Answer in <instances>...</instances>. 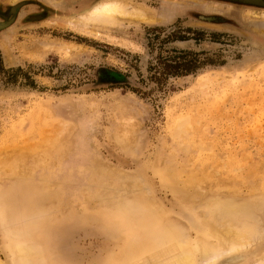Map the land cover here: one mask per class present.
<instances>
[{"label": "rangeland", "instance_id": "rangeland-1", "mask_svg": "<svg viewBox=\"0 0 264 264\" xmlns=\"http://www.w3.org/2000/svg\"><path fill=\"white\" fill-rule=\"evenodd\" d=\"M101 1L0 0V28L11 21L0 29V190L13 194L9 213L44 206L43 218L60 228L50 264H103L125 249L107 218L138 194L192 237L202 202L218 199L250 203L264 232V8L108 0L152 22L124 18L95 34L61 26ZM187 52L202 63L195 73L150 80L156 57ZM3 249L0 229V259L14 264Z\"/></svg>", "mask_w": 264, "mask_h": 264}, {"label": "bare ground", "instance_id": "bare-ground-1", "mask_svg": "<svg viewBox=\"0 0 264 264\" xmlns=\"http://www.w3.org/2000/svg\"><path fill=\"white\" fill-rule=\"evenodd\" d=\"M107 1L95 4L77 18L63 17L61 26L92 34L96 27L110 26L124 18L141 23L152 22L143 9L130 8L124 2ZM246 1L259 3L264 0ZM10 13L16 15L15 5ZM36 165H42V162ZM28 172L26 169L25 173ZM12 195L10 190H0L3 253L14 264H50L47 250L55 244L59 226L43 218V205L28 211H25L28 206L23 205L9 213L13 209ZM193 198L190 196L189 200ZM202 205L206 208L201 211V223L194 228L195 235L192 237L189 228L184 227L153 198L138 194L130 201L123 202L118 205V211L107 218V223L110 224L108 228L115 231L118 239L126 244V248L118 249V253L106 262L103 260V264H245L250 256L256 257L259 253L262 256L252 264H264V246L261 247L264 232L257 226L250 203L237 204L232 199H218L202 202ZM72 219L75 222V218ZM0 264L5 263L0 259Z\"/></svg>", "mask_w": 264, "mask_h": 264}, {"label": "trees", "instance_id": "trees-1", "mask_svg": "<svg viewBox=\"0 0 264 264\" xmlns=\"http://www.w3.org/2000/svg\"><path fill=\"white\" fill-rule=\"evenodd\" d=\"M177 40L186 41L188 38L184 37ZM155 59L156 63L151 65L148 71L152 73L150 80L154 81L157 85L162 84L169 77L186 76L191 73H195V71L199 69L202 64L198 55L189 52L167 58L156 57Z\"/></svg>", "mask_w": 264, "mask_h": 264}, {"label": "water", "instance_id": "water-1", "mask_svg": "<svg viewBox=\"0 0 264 264\" xmlns=\"http://www.w3.org/2000/svg\"><path fill=\"white\" fill-rule=\"evenodd\" d=\"M224 1L237 2V3H242V4H246V5H252V6L264 8V1H261L259 3H254V2L246 1V0H224Z\"/></svg>", "mask_w": 264, "mask_h": 264}]
</instances>
